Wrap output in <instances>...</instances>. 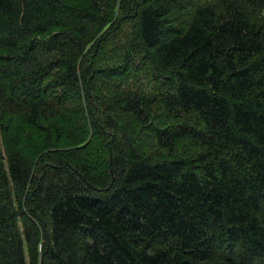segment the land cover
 <instances>
[{"label":"trees","instance_id":"1","mask_svg":"<svg viewBox=\"0 0 264 264\" xmlns=\"http://www.w3.org/2000/svg\"><path fill=\"white\" fill-rule=\"evenodd\" d=\"M0 103V264H264V0H0Z\"/></svg>","mask_w":264,"mask_h":264},{"label":"rangeland","instance_id":"2","mask_svg":"<svg viewBox=\"0 0 264 264\" xmlns=\"http://www.w3.org/2000/svg\"><path fill=\"white\" fill-rule=\"evenodd\" d=\"M105 9L104 14L112 18L109 30L110 33L107 36L110 39L108 47L106 46L108 51L107 54L113 56L118 51L116 49V51L112 52V50H114V44H122L125 42L128 36L132 34L131 32L134 31V22L133 20L124 21L123 19H118V12L113 8L106 7ZM175 23L176 22L173 21V24ZM39 133H41V131L37 125L29 123L23 112L15 109L8 110L6 106L0 103V149L3 154L6 153L8 144L13 143L21 148L27 147L30 151L34 140H40Z\"/></svg>","mask_w":264,"mask_h":264}]
</instances>
